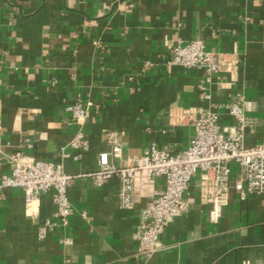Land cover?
Returning a JSON list of instances; mask_svg holds the SVG:
<instances>
[{
	"label": "crops",
	"instance_id": "crops-1",
	"mask_svg": "<svg viewBox=\"0 0 264 264\" xmlns=\"http://www.w3.org/2000/svg\"><path fill=\"white\" fill-rule=\"evenodd\" d=\"M177 40L201 41L218 72L168 65ZM144 61L152 67L141 72ZM236 95L251 148L264 141V0H0V177L18 152L74 177L66 224L55 217L53 192L26 207L21 189H0V264H264V196L240 201L230 191L213 205L198 172L184 193L189 211L167 225L158 251L141 256L148 197L123 208L118 178L95 187L85 176L113 144L116 167L151 145L182 151L201 110L216 113L227 136L237 126L225 105ZM74 101L87 108L81 123L65 111ZM77 133L87 150L64 157L63 148L76 152L67 144ZM239 174L231 163L230 182Z\"/></svg>",
	"mask_w": 264,
	"mask_h": 264
},
{
	"label": "built area",
	"instance_id": "built-area-1",
	"mask_svg": "<svg viewBox=\"0 0 264 264\" xmlns=\"http://www.w3.org/2000/svg\"><path fill=\"white\" fill-rule=\"evenodd\" d=\"M218 64L217 55L206 50L198 40L186 43L177 40L168 60V65L204 71L209 75L218 72ZM151 67L150 61H144L141 72ZM201 90L200 97L209 100L210 95L203 91V86ZM225 109L237 126L227 136L224 135L218 115L210 110H201L193 121L194 134L182 151L168 154L151 145L133 164L116 167L110 164V159L119 158L120 147L113 144L110 151L99 154L100 170L85 175L92 179L95 187H101L112 177L118 178V196L123 208H130L135 197H148L142 212L143 226L138 236L139 255L150 256L158 251L167 225L189 211L184 193L198 172L209 183V200L213 205L226 201L230 191L236 193L240 201L249 196H264V141L251 148L243 146L241 132L248 119L241 95H236L225 105ZM65 111L69 120L76 123L83 122L88 115L81 101L67 105ZM67 147L76 152L71 154L63 148V156L76 159L87 150V142L82 133H77ZM10 161L11 172L0 177V189H21L26 207L31 206L40 195L53 192L55 217L66 224L72 214L67 189L74 177L66 175L60 164L32 160L19 152L11 155ZM231 163L240 167V174L233 183L229 179ZM157 178L163 179V187L159 190L152 186ZM42 236L43 231H40Z\"/></svg>",
	"mask_w": 264,
	"mask_h": 264
}]
</instances>
